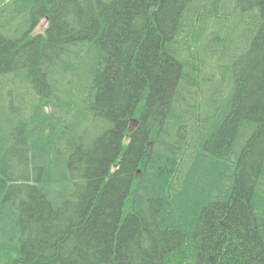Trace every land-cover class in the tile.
<instances>
[{
  "label": "trees",
  "instance_id": "trees-1",
  "mask_svg": "<svg viewBox=\"0 0 264 264\" xmlns=\"http://www.w3.org/2000/svg\"><path fill=\"white\" fill-rule=\"evenodd\" d=\"M0 264H264V0H0Z\"/></svg>",
  "mask_w": 264,
  "mask_h": 264
},
{
  "label": "rangeland",
  "instance_id": "rangeland-1",
  "mask_svg": "<svg viewBox=\"0 0 264 264\" xmlns=\"http://www.w3.org/2000/svg\"><path fill=\"white\" fill-rule=\"evenodd\" d=\"M46 26V19L41 20L40 24L38 25V27L35 29V31H42ZM232 26L230 27V30H232ZM230 61H228L229 63ZM230 64V63H229ZM210 73H208V77L207 80L205 82V90H204V94L207 95L208 98H211V94L213 95V98H215V89L217 88V86L220 84V80L222 79V73L221 70H214L213 68L210 67ZM226 95V92H221L220 95H218V98H223ZM7 110V109H6Z\"/></svg>",
  "mask_w": 264,
  "mask_h": 264
}]
</instances>
